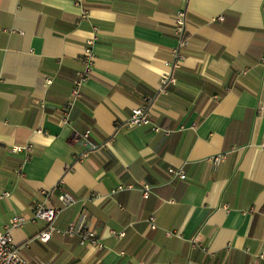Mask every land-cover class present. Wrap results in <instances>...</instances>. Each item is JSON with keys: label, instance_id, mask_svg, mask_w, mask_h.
Here are the masks:
<instances>
[{"label": "crops", "instance_id": "0c3cea01", "mask_svg": "<svg viewBox=\"0 0 264 264\" xmlns=\"http://www.w3.org/2000/svg\"><path fill=\"white\" fill-rule=\"evenodd\" d=\"M182 4L0 0V230L26 220L11 235L29 264H264V0H190L173 71ZM90 39L93 71L66 125ZM172 71L176 85L160 94ZM152 97L151 126L130 128ZM85 132L90 146L74 139ZM44 191L61 209L55 228L84 223L103 249L58 234L38 241L46 224L31 220ZM62 193L76 203L64 208Z\"/></svg>", "mask_w": 264, "mask_h": 264}, {"label": "built area", "instance_id": "2783aa9c", "mask_svg": "<svg viewBox=\"0 0 264 264\" xmlns=\"http://www.w3.org/2000/svg\"><path fill=\"white\" fill-rule=\"evenodd\" d=\"M87 0H75V4L79 7L83 6L84 3ZM182 5L184 7L178 11L175 15V26H176V35L178 37V47L174 51L175 55V63L173 65V71L174 69L179 67V64L181 60L183 59V55L181 54V50L186 48L188 46V36L186 32V24H187V9L188 5L190 3V0H182ZM86 12L84 11V15L82 18H85ZM94 44L95 39H90L87 41L84 54H83V70L79 71L77 73L76 79L74 81V86L71 92V101L63 107V118L62 122L64 124L70 123V113L75 105V102L81 97L82 95V88L85 85V83L90 78L93 66H94V60H95V53H94ZM264 64V59L262 61ZM173 71L163 77L161 80V86L159 93L160 94H167L169 93L170 89L176 85V78L174 76ZM154 97L145 99L144 103L139 106L138 108L134 109L132 112V115L130 119L128 120L127 125L130 128L133 127H142V126H151V109H152V103L154 101ZM264 110V107L261 106L258 109L259 113H262ZM152 130L156 133L161 132L162 130L168 132V129H162L161 127L153 126ZM90 133L85 132L83 134L76 133L74 135V139L76 140H82L85 145L90 146L89 142ZM95 147L91 146V148L84 152L80 157H78V160H82L87 158L90 155V151L94 150ZM26 151L28 154L32 151V146L28 145L26 147H15L13 149V152H22ZM225 156H218L215 157L212 161L215 165L219 164ZM168 174L177 177L181 180L186 179L185 172L182 169H169ZM136 187L132 184L128 185H119L117 188L110 191V195H115L119 192L133 190ZM140 191L142 192V196L145 200H147L152 192V186L149 184H144L140 187ZM41 196L43 197L41 201L37 202L33 206V216H32V222H44L46 224L45 228L38 233L36 236V239L42 243H48L53 235L58 234L63 237H78L80 245L86 246L93 250H101L103 249V245L100 242V238L93 233L89 227H87L84 223H71L69 227L65 230H59L54 227V222L60 213L61 209H53L49 207L47 204L49 203L51 199V192L50 191H44L41 192ZM60 202L63 204L64 208L70 207L76 203V200L68 193H62L59 196ZM151 228L155 229L156 226L153 224L154 219L150 218ZM26 220L23 217H14L11 222L5 226L2 230H0V264H29L28 261L23 257L21 253V247H18L15 245L13 241V237L11 235V231L14 229H18L22 227L25 224ZM111 234L118 238L122 239L125 236V233H116L114 231L111 232ZM170 235L169 233H167ZM192 245L194 247L198 246V241L193 240ZM203 250H205L203 248ZM40 264H52L51 262H42Z\"/></svg>", "mask_w": 264, "mask_h": 264}]
</instances>
